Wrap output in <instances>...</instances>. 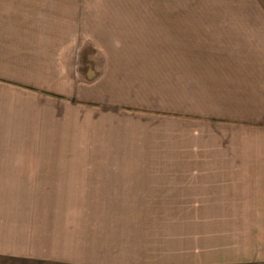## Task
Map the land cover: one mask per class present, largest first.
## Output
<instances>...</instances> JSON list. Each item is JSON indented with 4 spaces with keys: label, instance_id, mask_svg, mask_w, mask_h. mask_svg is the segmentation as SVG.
Listing matches in <instances>:
<instances>
[{
    "label": "crops",
    "instance_id": "obj_1",
    "mask_svg": "<svg viewBox=\"0 0 264 264\" xmlns=\"http://www.w3.org/2000/svg\"><path fill=\"white\" fill-rule=\"evenodd\" d=\"M0 264H264V0H0Z\"/></svg>",
    "mask_w": 264,
    "mask_h": 264
}]
</instances>
